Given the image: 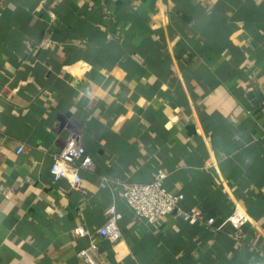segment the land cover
I'll list each match as a JSON object with an SVG mask.
<instances>
[{"label": "crops", "instance_id": "crops-1", "mask_svg": "<svg viewBox=\"0 0 264 264\" xmlns=\"http://www.w3.org/2000/svg\"><path fill=\"white\" fill-rule=\"evenodd\" d=\"M72 135L82 191L51 175ZM159 170L203 222L135 219L124 186ZM237 208L241 240L206 228ZM92 244L97 264H264V0H0V264Z\"/></svg>", "mask_w": 264, "mask_h": 264}, {"label": "built area", "instance_id": "built-area-1", "mask_svg": "<svg viewBox=\"0 0 264 264\" xmlns=\"http://www.w3.org/2000/svg\"><path fill=\"white\" fill-rule=\"evenodd\" d=\"M24 152V148L18 149V153ZM94 165L93 158L88 154L81 141L80 135H72L63 151L54 159L51 168V175L55 182L67 180L74 185L78 191H82L81 171H88ZM168 173L159 170L151 183L127 184L124 186V199L129 209L134 213L135 219L139 223L156 224L161 219L176 215L187 223L203 222V213L200 209L194 208L186 211L181 207L184 195L173 194L166 187ZM120 217L115 209L107 213L105 225L99 229L98 235L104 242L116 244L123 240V233L119 225ZM251 222L250 215L242 209H235L229 217L220 225L216 226V219L210 218L205 223L207 229L215 228L222 230L229 226L232 229L230 237L236 241L241 240L244 227ZM75 234L85 238L87 233L83 228H77ZM95 245L85 251L80 256L89 264H97L92 258Z\"/></svg>", "mask_w": 264, "mask_h": 264}]
</instances>
